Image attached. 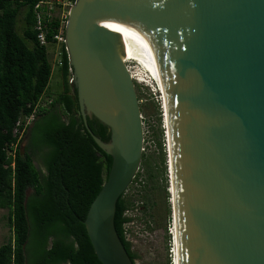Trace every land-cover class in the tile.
I'll return each instance as SVG.
<instances>
[{
	"label": "water",
	"instance_id": "obj_1",
	"mask_svg": "<svg viewBox=\"0 0 264 264\" xmlns=\"http://www.w3.org/2000/svg\"><path fill=\"white\" fill-rule=\"evenodd\" d=\"M101 18L125 23L123 48ZM65 48L85 128L111 157L83 221L97 260L134 264L113 225L143 152L129 55L163 86L175 264H264V0H75Z\"/></svg>",
	"mask_w": 264,
	"mask_h": 264
},
{
	"label": "trees",
	"instance_id": "obj_2",
	"mask_svg": "<svg viewBox=\"0 0 264 264\" xmlns=\"http://www.w3.org/2000/svg\"><path fill=\"white\" fill-rule=\"evenodd\" d=\"M38 1L0 0V209L8 210L12 232L10 240L0 245V264H101L83 221L106 180L111 157L85 128L75 85L69 84L64 48L59 68L61 91L48 95L52 75L48 48L38 43L33 30V9ZM45 98L51 103L38 109L18 140L16 123L31 115ZM86 122L94 136L108 142L105 125L93 116ZM155 141L161 149L160 139ZM162 165V181H166L163 153ZM146 173L155 179L149 166ZM132 207L131 193L121 195L113 225L136 264L139 257L124 233V224L133 221L125 212Z\"/></svg>",
	"mask_w": 264,
	"mask_h": 264
},
{
	"label": "rangeland",
	"instance_id": "obj_3",
	"mask_svg": "<svg viewBox=\"0 0 264 264\" xmlns=\"http://www.w3.org/2000/svg\"><path fill=\"white\" fill-rule=\"evenodd\" d=\"M22 17H19V20ZM22 22L20 21L18 31L21 33ZM55 47H48V58L52 62ZM133 76L136 65H126ZM138 100L141 102L140 114L143 117L144 143L140 169L137 173L136 184L130 190L133 207L130 217L133 221L128 225L131 234L129 238L132 251L136 252L138 259L136 264H172L173 245L171 243V210L169 189V173L167 172V160L169 149L168 129L166 126V115L161 100V95L145 84L132 79ZM61 91L59 68L52 73L48 83V95L58 94ZM46 99V98H45ZM162 108V118L160 114ZM163 120L164 129L161 124ZM156 134V135H155ZM162 142L161 149H158L155 140ZM162 153L165 156L166 181H162ZM153 169L155 179H150L146 168ZM136 190V191H135ZM167 193V197L165 195ZM145 196V198H142ZM12 236L8 224V210L0 209V245L6 244Z\"/></svg>",
	"mask_w": 264,
	"mask_h": 264
},
{
	"label": "built area",
	"instance_id": "obj_4",
	"mask_svg": "<svg viewBox=\"0 0 264 264\" xmlns=\"http://www.w3.org/2000/svg\"><path fill=\"white\" fill-rule=\"evenodd\" d=\"M74 2L75 0H40L35 4L34 9H33L34 19H35L33 30L35 31L36 39L38 43L41 46H44L47 48L55 47V49L52 52L54 54L53 60L51 62L52 73L55 71L56 68H60L62 65V48H64L66 51L65 30H66V26L68 23L70 10L72 6L74 5ZM51 24H54L53 25L54 28H50ZM69 74H70L69 84H74L73 71L71 67L69 68ZM140 101L139 103H141ZM50 103H51V99H45V101H40L35 106L31 115H29L28 117L22 118L16 123L15 128H14V134L18 135V140L20 139V137H22L25 129L33 121L36 113L39 111L38 109L40 107H47ZM160 109H161L160 116L162 118L163 112H162L161 105H160ZM140 119L141 121L143 120V117L141 116V114H140ZM161 124L164 129L163 120H161ZM142 127H143V122H142ZM144 135H145V132L143 130V143H144ZM9 154L13 155V152L12 153L10 152ZM136 177H137V174L135 178L132 180L127 190L123 193L124 195H128L130 193V190L136 184L135 182ZM130 213H131V209L127 210L125 212V215L127 217H130L131 216ZM130 223L131 222L124 224V233L128 241H130L129 238L131 237V234L127 228Z\"/></svg>",
	"mask_w": 264,
	"mask_h": 264
},
{
	"label": "bare ground",
	"instance_id": "obj_5",
	"mask_svg": "<svg viewBox=\"0 0 264 264\" xmlns=\"http://www.w3.org/2000/svg\"><path fill=\"white\" fill-rule=\"evenodd\" d=\"M99 22L101 23L102 26L110 30L113 34H116L119 38L121 47L123 48V43H124V33H125V23L121 22L120 20L117 19H105L101 18L99 19ZM122 61L124 65L126 66L127 63H134L136 65V70H135V75L130 73L128 67L126 66V69L128 70V73L131 76V79L135 80L136 82L139 83H145L149 86H151L155 92L160 94L161 100L163 102L164 110H165V115H166V126L168 129V138H169V149H168V158L171 159V153H170V137H169V127H168V116H167V106H166V101H165V96H164V91H163V86L162 82L160 79V76L158 72L155 70V68L148 62L135 57V56H129V55H124L122 57ZM169 165V163H168ZM170 175H171V163H170ZM170 187V186H169ZM170 231H171V236H173V228L172 225L170 226ZM173 254V264H175V251L173 248L172 251Z\"/></svg>",
	"mask_w": 264,
	"mask_h": 264
},
{
	"label": "flooded vegetation",
	"instance_id": "obj_6",
	"mask_svg": "<svg viewBox=\"0 0 264 264\" xmlns=\"http://www.w3.org/2000/svg\"><path fill=\"white\" fill-rule=\"evenodd\" d=\"M92 115H90L89 117H91Z\"/></svg>",
	"mask_w": 264,
	"mask_h": 264
}]
</instances>
